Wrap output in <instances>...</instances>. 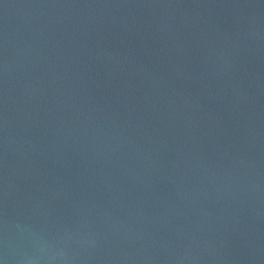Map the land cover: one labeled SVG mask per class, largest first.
I'll list each match as a JSON object with an SVG mask.
<instances>
[{"label":"water","instance_id":"1","mask_svg":"<svg viewBox=\"0 0 264 264\" xmlns=\"http://www.w3.org/2000/svg\"><path fill=\"white\" fill-rule=\"evenodd\" d=\"M0 264H264V75L100 0H0Z\"/></svg>","mask_w":264,"mask_h":264}]
</instances>
